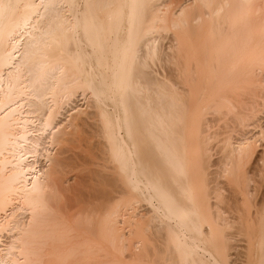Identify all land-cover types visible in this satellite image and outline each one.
<instances>
[{
    "label": "bare ground",
    "instance_id": "1",
    "mask_svg": "<svg viewBox=\"0 0 264 264\" xmlns=\"http://www.w3.org/2000/svg\"><path fill=\"white\" fill-rule=\"evenodd\" d=\"M263 179L264 0H0V264H264Z\"/></svg>",
    "mask_w": 264,
    "mask_h": 264
},
{
    "label": "rangeland",
    "instance_id": "2",
    "mask_svg": "<svg viewBox=\"0 0 264 264\" xmlns=\"http://www.w3.org/2000/svg\"><path fill=\"white\" fill-rule=\"evenodd\" d=\"M165 46H163V47H165L166 48V46L168 45L167 43H169V40H165L164 42H162ZM167 48H168V46H167ZM160 69V68H159ZM160 70H162V69H160ZM160 72H163V70L162 71H160ZM227 131H228V129L226 128V127H223L222 129H221V132H220V136H219V138H218V142L219 141H222L226 136H227ZM256 132V131H255ZM254 132V133H255ZM217 143V142H216ZM260 181H262V182H260V184H261V193L263 194L264 193V179L263 180H260ZM78 190H79V188H78ZM76 192H78V194H79V191H76ZM76 192H74V193H76ZM261 194V195H262ZM79 196V195H78ZM75 197V198H74ZM73 199L74 200H72V203H73V206L74 207H76V208H78L79 207V205H78V197H76L75 196V194L73 195ZM76 199V200H75ZM75 201V202H74ZM77 201V202H76ZM74 204H76V206L74 205ZM78 206V207H77ZM151 208L150 207H148L146 204L143 206V208L141 209V213L143 214H147L148 213V210H150ZM244 238V240L242 239V238ZM234 238H236L235 240H233L232 242L235 244V248L233 247L232 248V251H231V264H244V262L243 261H245V259H244V254H245V248L244 247H246V238L244 237V236H237V237H234ZM232 243V244H233ZM233 244V245H234ZM234 249V250H233ZM255 261H256V259L255 258H253L252 259V263L254 264L255 263Z\"/></svg>",
    "mask_w": 264,
    "mask_h": 264
}]
</instances>
